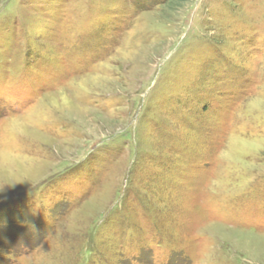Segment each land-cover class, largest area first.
I'll list each match as a JSON object with an SVG mask.
<instances>
[{
    "label": "rangeland",
    "instance_id": "obj_1",
    "mask_svg": "<svg viewBox=\"0 0 264 264\" xmlns=\"http://www.w3.org/2000/svg\"><path fill=\"white\" fill-rule=\"evenodd\" d=\"M0 264H264V0H0Z\"/></svg>",
    "mask_w": 264,
    "mask_h": 264
}]
</instances>
